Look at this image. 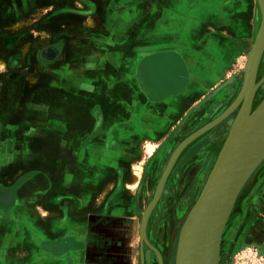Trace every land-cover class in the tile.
<instances>
[{
    "label": "crops",
    "instance_id": "obj_1",
    "mask_svg": "<svg viewBox=\"0 0 264 264\" xmlns=\"http://www.w3.org/2000/svg\"><path fill=\"white\" fill-rule=\"evenodd\" d=\"M23 1L52 14L32 53L29 41L0 40V264H134V198L149 157L201 101L222 98L257 0H8L4 24L11 8L22 18ZM8 49L20 78L6 105ZM161 53L178 58L164 70H184L170 90L141 67ZM241 223L243 244L264 253V186Z\"/></svg>",
    "mask_w": 264,
    "mask_h": 264
},
{
    "label": "water",
    "instance_id": "obj_2",
    "mask_svg": "<svg viewBox=\"0 0 264 264\" xmlns=\"http://www.w3.org/2000/svg\"><path fill=\"white\" fill-rule=\"evenodd\" d=\"M257 5L261 25L246 58L243 85L222 117L240 103L241 105L215 164L196 202L181 225L174 264H219L221 234L228 214L240 190L264 160V99L253 111H250L255 90L264 81L262 77L255 84L257 68L264 50V0H257ZM246 113L247 116L243 120ZM194 136L195 134L183 141L176 149L152 200L142 214L139 226L141 258H143L142 245L145 243L155 252L158 264H162L160 254L146 239L147 220L158 200L161 187L175 157ZM146 258H148V252H146ZM141 262L143 264V259Z\"/></svg>",
    "mask_w": 264,
    "mask_h": 264
},
{
    "label": "flooded vegetation",
    "instance_id": "obj_3",
    "mask_svg": "<svg viewBox=\"0 0 264 264\" xmlns=\"http://www.w3.org/2000/svg\"><path fill=\"white\" fill-rule=\"evenodd\" d=\"M9 42L10 40H1V43H3L5 47H15L16 42H13V44H9ZM34 49L35 47L31 46L29 53H32ZM9 52L10 53L8 55L11 54L10 50ZM56 52V48L54 49V47H50L40 51L38 55L41 58H38L40 60L42 58H46L45 56L56 54ZM12 58L13 57L10 56V58L7 59L8 62L5 64L4 69L1 70L3 75L2 77H8L5 79L7 83H9L4 86L5 89H3V91L1 90V94L3 93V96H1L3 97L2 102L4 104H10L12 100L10 96L11 92H13V89L10 87V85L13 84L16 87L18 85L17 78H20L19 74L14 72V69L18 65V60H12ZM6 67L10 70L8 74L5 72ZM262 77H264V50L257 68L255 82L258 83ZM242 81L243 79L239 81L240 85L238 88L232 85L233 87L229 86L226 90H220L223 92L222 98L221 94L217 93V96L214 98H209L204 102L201 101L200 104L192 109V112L187 114L177 123L174 131L168 133V135L161 141L155 150L152 151L154 154L150 155L149 161L147 162L149 166L147 165V167L149 168L148 175H151L154 181L152 185L149 186L147 182V178L149 176H147L146 173V176L141 179L139 185L137 186L136 195L134 198L136 208L135 210L140 214L139 223L141 221L143 211L152 200L157 185L159 184V181L176 149L183 141L195 134V136L187 142V144L175 157L171 169L161 187L157 203L151 213V217H149L147 220V229L145 231L147 241H154V238L152 237L157 239H164L163 237H166L162 226L159 227L156 225L153 231L152 224H149L152 222V217L154 214H156L155 220L158 216L162 218L160 223L164 225H176L178 223L177 221H180L184 217H180V213L186 209L188 211V209H190L197 200L226 141L231 127L230 123L234 122V119L240 108L239 106L238 109H234L235 111L232 110L234 112L231 115L228 113L222 117V115L236 98ZM263 87L264 82L257 86L253 96L251 109H254L259 102L258 99L262 94L261 91ZM212 101H214V103L210 105ZM198 132L199 134H197ZM153 168L154 171L152 170ZM194 195H196V197L192 201ZM142 199L143 204H141ZM191 201L193 202L192 204ZM184 220L185 218L181 224L184 222ZM145 250L146 248L143 246V251Z\"/></svg>",
    "mask_w": 264,
    "mask_h": 264
},
{
    "label": "rangeland",
    "instance_id": "obj_4",
    "mask_svg": "<svg viewBox=\"0 0 264 264\" xmlns=\"http://www.w3.org/2000/svg\"><path fill=\"white\" fill-rule=\"evenodd\" d=\"M21 5L24 10L22 18L18 14L14 13L13 8L9 9V11L5 13L7 14L5 19V24L3 23L4 17L0 15V40L2 39H5L6 41L10 40L9 44L11 43L13 44V42H16L15 45L16 47H20V45L26 41L32 43V47L34 46V42L37 41H39V43L46 42L43 37V35H46V32L42 30L39 22H41L47 16L51 15L52 9H47V8L41 9L40 7H36L34 9L27 4V1L21 2ZM0 6L4 10H7L10 7V4L8 3V0H0ZM61 11L62 9L59 11H54L53 13L57 14ZM251 24L255 30L252 32V34L251 33L246 34L247 36V38L245 39L246 52L241 53L240 57H238L229 66L227 71L229 76L226 80H224L220 84L218 91L222 89L226 90L227 87L229 86L233 87L232 85L238 88L240 85L239 81L242 79L241 76H243L247 55L249 54V51L254 42L256 32L260 27L259 12H257L256 16L252 18ZM15 25H18L17 29L13 28ZM3 26L4 27L6 26V28H4ZM39 27L41 29L37 33V28ZM41 37L43 39H41ZM9 49H14V47L12 48L9 47ZM9 49L5 53L6 57L12 56V54L8 55L10 53ZM12 57H13L12 60L19 59V57H15L14 54ZM175 59H178L175 55L161 53L145 59L141 67L144 75L149 77L151 84L157 83L158 80L160 83L158 84L159 87L165 86L166 87V88L164 87L165 90H170L169 89L171 88L170 86H172L174 83H171L169 85V79L172 80L171 77H174V74L176 73H184V70L183 68L181 70L177 65L172 70L170 69L164 70L162 65L163 64L167 65L172 61L174 62ZM5 72L8 74L10 70L6 67ZM7 78L8 77H6V79ZM263 82L264 81H262L260 84H262ZM23 83L26 84L27 80H25ZM177 83L178 82H176L175 84L177 85ZM261 92L262 94L259 96L258 99L259 102L257 103L256 107L264 99V87ZM215 93H217V90H215L212 93V95H214ZM254 109H251V111H253ZM259 166L257 167L258 169H256L254 173L251 175L252 177H250L249 180L247 181L246 185L243 188V191L241 192L239 198L237 199L232 209L231 215L226 224L223 237L221 240L219 264H264V253L261 251V249H259L261 248V246L260 245L245 246L243 244V241H241L239 237L240 233L243 231L242 228L243 224L241 223V221L243 218V212L245 206L248 200L250 199V197L253 196L254 192L258 191L259 189H261L262 186H264V160ZM153 181L154 179L150 175L147 178L148 185L151 186ZM195 197L196 195L193 196L192 201L195 199ZM192 201L191 204L193 203ZM190 209H188V211L186 209L182 211V213H180L179 216L180 217L184 216V217L180 221H177L178 223L176 225H164L160 223V221L162 220L160 216L156 218L157 220L156 221L155 220L156 214H154V216L152 217V222H150L149 224L150 225L152 224L153 231L156 225H158L159 227L162 226L163 231L165 232L166 235V237H163L164 239H157L155 237H152L154 238V241L152 240L148 241V243L160 254L162 264H174L178 234L182 225L181 222L183 221L184 218H186L187 216L186 214H188ZM152 211L150 212L149 217H151ZM149 230H150V226H149ZM134 239L136 242L134 248V254H133L134 264H142L141 262L142 259H143V264H158V259L155 252L149 247H147L145 243H143L142 245L143 258H141V254H140L141 243L139 239V231L135 232ZM230 243H231V252H230V259H228V257L226 256V251H227L226 249ZM143 246H145L146 248L145 251H143ZM146 252H148V258H146Z\"/></svg>",
    "mask_w": 264,
    "mask_h": 264
},
{
    "label": "bare ground",
    "instance_id": "obj_5",
    "mask_svg": "<svg viewBox=\"0 0 264 264\" xmlns=\"http://www.w3.org/2000/svg\"><path fill=\"white\" fill-rule=\"evenodd\" d=\"M90 25H91V23H90ZM3 66H4V63H3V62H0V69H2ZM244 70H246V66H245V69H244ZM255 84H256V82H255ZM240 105H241V103L236 107V109H238V107H239ZM236 109H235V110H236ZM235 110H234V111H235ZM234 111H232L231 113H229V115H231ZM250 111H251V110H250ZM229 115H228V116H229ZM246 116H247V113L244 115L243 120L246 118ZM231 124H233V122L230 123V125H231ZM197 134H199V132H198ZM149 150H151V149H149ZM259 167H260V166H259ZM257 169H258V168H257ZM251 177H252V176H251ZM248 180H249V179H248ZM248 180H247V181H248ZM247 181H246V183H247ZM246 183L244 184V186L246 185ZM244 186L242 187V189L240 190L239 194L237 195V197H236V199H235V201H234V203H233V205H232V208H231V210H230V212H229V214H228V217H227V219H226V222H225V225H224V228H223L222 234H221V240H222V237H223V233H224V230H225L226 224H227V222H228V220H229V217H230V215H231L232 209H233V207H234V205H235L237 199L239 198L241 192L243 191ZM220 246H221V245H220Z\"/></svg>",
    "mask_w": 264,
    "mask_h": 264
}]
</instances>
